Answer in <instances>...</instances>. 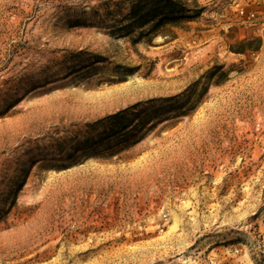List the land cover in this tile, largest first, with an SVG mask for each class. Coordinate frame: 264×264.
<instances>
[{"label":"rangeland","instance_id":"obj_1","mask_svg":"<svg viewBox=\"0 0 264 264\" xmlns=\"http://www.w3.org/2000/svg\"><path fill=\"white\" fill-rule=\"evenodd\" d=\"M0 264H264V0H0Z\"/></svg>","mask_w":264,"mask_h":264}]
</instances>
